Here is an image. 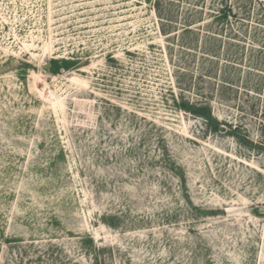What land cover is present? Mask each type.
I'll return each mask as SVG.
<instances>
[{"label": "rangeland", "instance_id": "obj_1", "mask_svg": "<svg viewBox=\"0 0 264 264\" xmlns=\"http://www.w3.org/2000/svg\"><path fill=\"white\" fill-rule=\"evenodd\" d=\"M0 264H264V0H0Z\"/></svg>", "mask_w": 264, "mask_h": 264}]
</instances>
